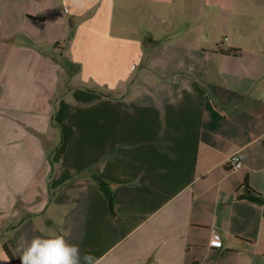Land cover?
I'll use <instances>...</instances> for the list:
<instances>
[{
  "label": "crops",
  "instance_id": "0c3cea01",
  "mask_svg": "<svg viewBox=\"0 0 264 264\" xmlns=\"http://www.w3.org/2000/svg\"><path fill=\"white\" fill-rule=\"evenodd\" d=\"M48 233L264 264V0H0V264Z\"/></svg>",
  "mask_w": 264,
  "mask_h": 264
},
{
  "label": "clouds",
  "instance_id": "9594fccd",
  "mask_svg": "<svg viewBox=\"0 0 264 264\" xmlns=\"http://www.w3.org/2000/svg\"><path fill=\"white\" fill-rule=\"evenodd\" d=\"M66 235L48 233L33 238L26 246L21 242L18 248L20 264H96L93 255H82L77 245L65 239ZM0 260L7 262L8 257L0 253Z\"/></svg>",
  "mask_w": 264,
  "mask_h": 264
},
{
  "label": "built area",
  "instance_id": "2783aa9c",
  "mask_svg": "<svg viewBox=\"0 0 264 264\" xmlns=\"http://www.w3.org/2000/svg\"><path fill=\"white\" fill-rule=\"evenodd\" d=\"M228 166L231 170H239L242 168L243 164L240 157L235 154L228 159Z\"/></svg>",
  "mask_w": 264,
  "mask_h": 264
}]
</instances>
